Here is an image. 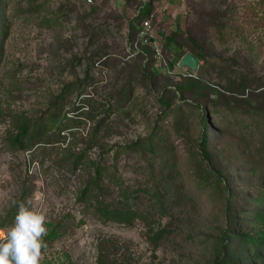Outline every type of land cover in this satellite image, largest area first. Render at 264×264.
<instances>
[{"label":"rangeland","instance_id":"obj_1","mask_svg":"<svg viewBox=\"0 0 264 264\" xmlns=\"http://www.w3.org/2000/svg\"><path fill=\"white\" fill-rule=\"evenodd\" d=\"M20 204L40 264H264V0H0V231Z\"/></svg>","mask_w":264,"mask_h":264},{"label":"clouds","instance_id":"obj_2","mask_svg":"<svg viewBox=\"0 0 264 264\" xmlns=\"http://www.w3.org/2000/svg\"><path fill=\"white\" fill-rule=\"evenodd\" d=\"M45 223L43 214L20 204L14 225L0 231V264H40L41 249L47 247Z\"/></svg>","mask_w":264,"mask_h":264},{"label":"built area","instance_id":"obj_3","mask_svg":"<svg viewBox=\"0 0 264 264\" xmlns=\"http://www.w3.org/2000/svg\"><path fill=\"white\" fill-rule=\"evenodd\" d=\"M144 1V5H146L147 3H149V0H143ZM171 1H177V0H171ZM152 16L150 15V18ZM151 33V26H150V21H144L142 24V30L139 32L138 34V42L136 43V45L138 43H144L148 46H150L153 50L154 53V60L156 62V68L159 69V72L161 73H166L169 74V69L168 66L163 58V56L161 55V52L159 50V45L156 42V40L154 39L153 41L152 36L151 39H148V35H150Z\"/></svg>","mask_w":264,"mask_h":264},{"label":"trees","instance_id":"obj_4","mask_svg":"<svg viewBox=\"0 0 264 264\" xmlns=\"http://www.w3.org/2000/svg\"><path fill=\"white\" fill-rule=\"evenodd\" d=\"M142 10L144 11V8ZM149 10H150V6H148V9H147L146 12H148ZM147 16H148V14H147ZM186 54L192 55L197 60L198 65H199V63L202 62V56H200L198 53H196L194 51H188ZM150 73L151 74H154V75L160 74L159 69L156 68V62H155V60H154L153 64L150 66ZM200 148L201 149H204L205 148V143L204 142L200 144ZM227 263L228 264H234V263H231L230 261H227ZM99 264H105V263L102 262V261H100Z\"/></svg>","mask_w":264,"mask_h":264},{"label":"water","instance_id":"obj_5","mask_svg":"<svg viewBox=\"0 0 264 264\" xmlns=\"http://www.w3.org/2000/svg\"><path fill=\"white\" fill-rule=\"evenodd\" d=\"M179 66L187 68L190 71H195L198 68L197 60L190 54H185L179 62Z\"/></svg>","mask_w":264,"mask_h":264}]
</instances>
